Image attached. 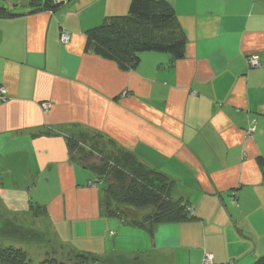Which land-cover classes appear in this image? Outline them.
<instances>
[{
	"label": "crops",
	"instance_id": "obj_1",
	"mask_svg": "<svg viewBox=\"0 0 264 264\" xmlns=\"http://www.w3.org/2000/svg\"><path fill=\"white\" fill-rule=\"evenodd\" d=\"M1 1L19 13L0 19V222L10 227L0 228L1 245L26 239L14 228L21 215L48 223L59 249L135 263L200 264L209 252L214 264H247L264 254V0H167L186 34L184 57L170 64L144 52L129 71L85 52L84 31L125 14L130 0L35 13L30 0ZM77 132L101 133L166 174L195 219L150 235L105 216L98 186L70 160L66 137Z\"/></svg>",
	"mask_w": 264,
	"mask_h": 264
},
{
	"label": "trees",
	"instance_id": "obj_2",
	"mask_svg": "<svg viewBox=\"0 0 264 264\" xmlns=\"http://www.w3.org/2000/svg\"><path fill=\"white\" fill-rule=\"evenodd\" d=\"M73 1L30 0L28 12H55ZM18 15L0 6V19ZM84 36L85 52L112 61L123 71L135 69L144 52L165 53L172 64L184 57L186 46V34L173 5L167 0H130L125 14L104 16L99 25L85 30ZM66 145L70 160L93 175V179L88 180L89 185L103 186L101 205L105 216L144 228L150 235L157 225L195 219L189 204L172 196V179L147 167L114 140L101 133L83 132L67 136ZM257 163L264 178V157H258ZM128 208L143 214L132 216L125 211ZM30 209L34 214L44 211L43 207L33 204ZM13 246L0 244V264H32L25 250ZM68 253L72 255H67V259L47 256L37 264H103L100 256L89 251L68 250ZM202 259L200 264H203ZM247 264H264V254Z\"/></svg>",
	"mask_w": 264,
	"mask_h": 264
},
{
	"label": "rangeland",
	"instance_id": "obj_3",
	"mask_svg": "<svg viewBox=\"0 0 264 264\" xmlns=\"http://www.w3.org/2000/svg\"><path fill=\"white\" fill-rule=\"evenodd\" d=\"M0 3H1V5H4L6 2L0 0ZM254 67H257V66H254ZM76 134L78 135V132L75 133L74 135H76ZM80 171L86 175L88 174L90 176V179H93L92 178L93 175L91 174V172L86 171L84 169H80ZM98 189H99L100 195H102L103 194V186H101V187L98 186ZM1 210L2 209L0 208V212H1ZM34 211L39 212L38 209H36V210L34 209ZM125 211L128 212V210H126V209H125ZM43 212H45V211H43ZM0 217H1V214H0ZM24 218H26V217L21 216V215H20V217L17 216V220L15 221L16 227L14 226V228L16 230L15 229H13V230H15L16 232L19 233V231H17V229L18 230L25 229V231L20 232V234L23 235L24 237H26V239H25L26 241L25 240H22L21 242L13 241L12 242L13 244H6V245H14L13 247H21L23 250H25L27 252L28 257L31 260L32 264L39 263L40 261H42L47 256H53L57 259L64 260V259H67V257H68L67 255H70V256L72 255V254L68 253V250L66 248L59 249L58 248L59 244L55 241H51V235H49V229L47 230L44 228V227H49L48 223L46 224L47 226H41L39 224V222H37V221L36 222L32 221V220L30 221L29 218H26V219H24ZM0 220H1V218H0ZM18 220H21L22 223L20 224L18 222ZM0 228L3 229L4 231H6L10 227H6V224L0 222ZM8 230H10V229H8ZM77 239L78 238H74V240H77ZM80 242L84 244L83 238H81ZM86 244H89V243H86ZM93 247L96 248L97 246L96 247L93 246ZM101 248H103V247H97L98 250H101ZM98 256H100L103 264H122V263L132 264L133 260H135L132 256H127V255H122L121 257L118 256L117 258L116 257L114 258V256H109V255H108V257L103 256V255H98ZM205 257H207V262L212 261V264H214L213 263V261H214L213 254L206 252L205 254H203L202 258L204 259ZM121 258H124L125 262H122L123 259H121ZM162 258L165 259L166 257L162 256ZM115 261H117L118 263H114ZM168 263L173 264L170 261H168ZM168 263L165 261L153 260L151 256L142 260L141 263L140 262H138V263L133 262V264H168ZM175 264H186V261L182 262L181 260L178 259L175 261Z\"/></svg>",
	"mask_w": 264,
	"mask_h": 264
},
{
	"label": "built area",
	"instance_id": "obj_4",
	"mask_svg": "<svg viewBox=\"0 0 264 264\" xmlns=\"http://www.w3.org/2000/svg\"><path fill=\"white\" fill-rule=\"evenodd\" d=\"M61 40L62 42H66L68 40V35L63 33L62 34V37H61ZM247 62H248V65L251 66V67H254V66H259L260 63H259V56L258 55H250L248 56L247 58ZM0 93L3 95L5 93V88L4 87H0ZM0 98H3L2 96H0ZM45 103L42 104V107L45 109H47L45 107ZM207 256V255H206ZM203 261V264H212V261H209L207 262V257H205L204 259H202Z\"/></svg>",
	"mask_w": 264,
	"mask_h": 264
}]
</instances>
